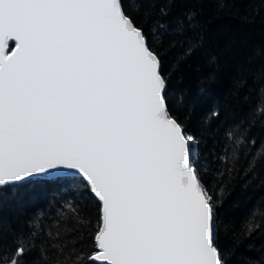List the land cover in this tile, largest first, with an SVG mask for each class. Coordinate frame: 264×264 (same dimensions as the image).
I'll return each instance as SVG.
<instances>
[{
  "label": "snow or ice",
  "instance_id": "snow-or-ice-1",
  "mask_svg": "<svg viewBox=\"0 0 264 264\" xmlns=\"http://www.w3.org/2000/svg\"><path fill=\"white\" fill-rule=\"evenodd\" d=\"M159 2L0 0V190L41 178L66 189L10 230V252L0 223V264H225L221 229L264 231V201L237 234L215 191L255 180L264 163L253 135L264 129V67L236 77L253 107L201 156L170 111L161 52L169 32L190 41L193 15L169 28L153 20ZM80 183L98 202L95 222L69 199ZM250 247L260 256L248 264H264V244Z\"/></svg>",
  "mask_w": 264,
  "mask_h": 264
},
{
  "label": "trees",
  "instance_id": "trees-1",
  "mask_svg": "<svg viewBox=\"0 0 264 264\" xmlns=\"http://www.w3.org/2000/svg\"><path fill=\"white\" fill-rule=\"evenodd\" d=\"M161 7L168 10L167 16L160 15ZM187 13L193 15L192 27L186 31L190 41L173 43L169 32L161 49L164 72L169 75L166 97L172 115L200 141L198 151L204 156L217 130L253 107V100L246 102L237 96L234 80L241 73L251 75L264 67V0H160L153 8V20L159 19L171 28ZM149 27L155 29V24ZM190 42L193 46L186 52ZM214 112L218 115L213 116ZM253 135L258 145L264 143V129L259 125ZM65 190L49 178L0 190L6 250L11 251L7 247L10 230L22 228L33 212L45 209L54 195ZM215 191L223 201L219 215L231 220L239 234L249 210L264 201V163L257 166L255 180L237 179L223 192L219 188ZM69 199L83 216L95 222L98 202L82 183L76 196L69 194ZM260 222L264 224V220ZM253 242L257 248L264 244V231L244 239L225 235L221 229L216 241L224 252L225 264H248L251 259H259L260 253L250 247Z\"/></svg>",
  "mask_w": 264,
  "mask_h": 264
},
{
  "label": "water",
  "instance_id": "water-1",
  "mask_svg": "<svg viewBox=\"0 0 264 264\" xmlns=\"http://www.w3.org/2000/svg\"><path fill=\"white\" fill-rule=\"evenodd\" d=\"M194 152H195V147H194Z\"/></svg>",
  "mask_w": 264,
  "mask_h": 264
}]
</instances>
